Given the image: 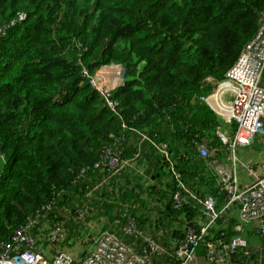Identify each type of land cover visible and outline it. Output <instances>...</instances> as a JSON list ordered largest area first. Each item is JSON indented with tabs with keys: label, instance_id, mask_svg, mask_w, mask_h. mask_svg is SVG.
<instances>
[{
	"label": "trees",
	"instance_id": "1",
	"mask_svg": "<svg viewBox=\"0 0 264 264\" xmlns=\"http://www.w3.org/2000/svg\"><path fill=\"white\" fill-rule=\"evenodd\" d=\"M19 11L26 20L0 38V155L10 157L0 178V244L54 202L50 217L79 203L107 208L111 224L116 214L141 225L161 215L169 246L202 217L193 199L174 207L178 181L213 195L222 211L199 257L208 241L243 234L233 215L241 204L225 208L228 192L207 163L229 151L218 127L232 135L236 124L201 98L216 92L257 34L264 0H0V28ZM112 63L125 69L111 93L117 112L90 81ZM204 140L208 158L198 151ZM136 153L119 172L100 165L108 154ZM170 253L153 264H171ZM253 253L238 248L229 264H250Z\"/></svg>",
	"mask_w": 264,
	"mask_h": 264
},
{
	"label": "built area",
	"instance_id": "2",
	"mask_svg": "<svg viewBox=\"0 0 264 264\" xmlns=\"http://www.w3.org/2000/svg\"><path fill=\"white\" fill-rule=\"evenodd\" d=\"M23 16L19 13L18 19ZM263 75L264 15L261 17L257 34L245 46L235 65L225 74L216 92L202 96L201 99L209 103L219 116H223L226 123L236 124L232 135L222 127L217 129L221 141L230 149V161L222 156H214L213 159L207 160L208 166L219 177L221 186L228 192L225 208H229L231 203H240L241 223L249 225L256 221V233L264 237V175H256L252 184L240 187L239 163L236 157V151L248 145L252 137L264 129ZM90 81L100 91L110 110L117 112L118 104L111 98V88L105 83L99 84L95 77ZM226 94L232 95V100H226ZM142 137L143 140L147 139L145 135ZM157 147L166 153L164 145ZM198 151L204 158L211 156L205 140L198 146ZM138 157L139 154L136 153L134 157L122 160L116 154H108L100 165L106 164L116 173L124 167L131 166ZM240 166L249 168L245 163H241ZM192 199L201 207L202 222L187 225L180 237L172 238L171 264H199L198 244L209 235L212 226L222 216L213 195L200 197L184 182L178 181V188L173 193L174 207L178 209ZM55 204L51 202L40 206L33 217L17 227L10 240L0 244V264H153L157 257L166 252L160 243L166 236L163 226L157 225L149 232L135 217L126 215L123 221L121 215L113 222L119 231L100 232L94 239L92 248L81 257H77L72 248L70 250L63 248L71 235L66 224L82 222L91 214L93 206L91 203H84L81 207L69 210L65 219L61 220L57 213H54V218L48 215L54 211ZM44 244L47 246L46 249L42 246ZM207 246L208 251L204 259L208 264H229L232 257L230 253L238 248H248L249 243L238 235L229 242L208 241Z\"/></svg>",
	"mask_w": 264,
	"mask_h": 264
},
{
	"label": "crops",
	"instance_id": "3",
	"mask_svg": "<svg viewBox=\"0 0 264 264\" xmlns=\"http://www.w3.org/2000/svg\"><path fill=\"white\" fill-rule=\"evenodd\" d=\"M116 67L117 69L122 68L121 65L119 64H117ZM100 70L97 72V77L101 72ZM110 84H112V81H110ZM220 118L225 122L223 117ZM222 157L225 158L227 161H230V152L228 151V153L223 155ZM236 157L239 163L238 175H239L240 187H246L252 184L256 178V175H264V129L263 131H260L257 134H255L248 145L239 148L236 151ZM241 163L248 164L249 168L240 166ZM233 215L236 216L237 219H239L238 211L234 212ZM159 216L161 215H155V213L152 214L151 216L149 215L145 216L146 222L143 224V227H145L147 231L152 232L156 225H161V222L158 221ZM102 218H105V222H103V224L100 225L101 223L100 220ZM102 218L96 220L91 219L89 222L84 223V227L82 229L83 238H81V255H84L88 250L92 248L93 246L92 240L94 242L95 235H97L100 232V231L98 232V230H100V227L102 230V229H108L111 226L110 223L111 218H109V216L107 218L105 216H102ZM201 222H202V218L198 220V223ZM172 223L176 225L178 224V221L174 220L172 221ZM162 225L165 226V224ZM241 225H245V224L241 223ZM256 226H257L256 221H253L251 224L244 226L242 228L243 234H241L240 236H242L244 239L248 241L249 250L254 251L253 253L254 259L250 264H264V249H263L264 242L261 236L256 233ZM168 236L169 235L162 238L160 240V243L165 249L171 251L172 248V245L170 246L171 242L169 243V246L165 244V240L167 239ZM82 241H86V242H82ZM65 249L70 250V248H68L67 246ZM256 251L258 253H256ZM47 257L50 258L51 255H47ZM198 263L208 264L207 261L204 259V257H199Z\"/></svg>",
	"mask_w": 264,
	"mask_h": 264
},
{
	"label": "rangeland",
	"instance_id": "4",
	"mask_svg": "<svg viewBox=\"0 0 264 264\" xmlns=\"http://www.w3.org/2000/svg\"><path fill=\"white\" fill-rule=\"evenodd\" d=\"M122 68L120 69H117L116 67V64H110L109 67H106L105 65L102 66L99 70L101 71L99 73V78L97 79V82L99 84L101 83H107V84H110V81H112V79H114V82L116 80H119L121 75L123 74V66H121ZM98 70V71H99ZM116 75V76H115ZM262 84L264 86V78L262 79ZM108 86V85H107ZM209 104V103H208ZM210 105V104H209ZM210 107L212 108V106L210 105ZM213 109V108H212ZM223 117V116H222ZM10 162V157L7 156V158L4 159V157L2 155H0V173H2L3 175L6 174L7 172V169H8V164ZM91 199L94 200L95 197L94 196H91ZM106 203H115V202H106ZM92 210L90 211V215L87 216L80 224L78 225H73V229L75 230L74 232L71 233L72 236H70L69 238V242L66 244V246H68V248H72L73 252L75 253V255H77V257H81V238L79 239H74L75 238V232H77V230H81L83 229L84 227V223H87L89 222L91 219H101L102 216L100 215H105V217L107 218L109 216L108 211H107V208H98L92 204ZM79 207H81V203H79ZM117 209H115V212L121 210L123 211V206H119V209L116 211ZM100 225L103 224V222H105V218H102L100 220ZM100 230H101V227H100ZM98 230V232L100 231ZM83 233V232H81ZM95 234V233H93ZM82 242H86V241H82Z\"/></svg>",
	"mask_w": 264,
	"mask_h": 264
},
{
	"label": "clouds",
	"instance_id": "5",
	"mask_svg": "<svg viewBox=\"0 0 264 264\" xmlns=\"http://www.w3.org/2000/svg\"><path fill=\"white\" fill-rule=\"evenodd\" d=\"M19 13H22L24 16H23V18H21V19H18V14ZM27 13L25 12V11H19L18 13H17V15L14 17V18H12L9 22H7V23H5L1 28H0V30H2V31H0V38L1 37H4V36H6V35H8V33L14 28V27H16L17 25H19V24H21V23H23L25 20H26V18H27ZM13 22V23H12ZM3 33H5V34H3ZM117 65V64H116ZM120 65V64H119ZM106 67H109L110 66V64H108V65H105ZM122 66V65H121ZM123 74L121 75V77H120V79L119 80H116L115 82H114V79H112V84H106V85H108V87H110L111 88V93H112V91H113V89L115 88V87H117V86H119V85H121V84H123L124 83V72H125V69H124V67H123ZM98 72V71H97ZM97 72H96V74L93 76V77H95L96 79H98L99 78V76L97 77ZM264 76V75H263ZM92 78V77H91ZM90 78V79H91ZM263 79V78H262ZM93 85V84H92ZM94 86V85H93ZM95 87V86H94ZM96 88V87H95ZM97 89V88H96ZM98 90V89H97ZM99 91V90H98ZM99 93H100V91H99ZM101 94V93H100ZM102 96V95H101ZM207 103V102H206ZM208 104V103H207ZM209 105V104H208ZM210 106V105H209ZM214 110V109H213ZM215 111V110H214ZM216 112V111H215ZM216 114H217V112H216ZM218 115V114H217ZM221 117V116H220ZM222 129H223V127H222ZM235 129V128H234ZM225 130V129H224ZM229 151H230V149H229ZM3 157H4V159L5 158H7L5 155H2ZM3 174L2 173H0V178H1V176H2ZM84 203H82L81 205H83ZM78 207V206H77ZM75 208V207H74ZM74 208H72V209H74ZM56 213V212H55ZM57 215H58V218L59 219H61V220H64L65 219V216H60L58 213H57ZM100 216H105V215H100ZM62 217V218H61ZM116 217H118L117 216V214H116V216L114 217V218H116ZM51 218H54L53 216L51 217ZM113 222H114V220H113ZM81 223V222H80ZM80 223H78V224H80ZM78 224H73V223H67L66 224V227H67V229L69 230V233H72V232H74L75 230L72 228L73 227V225H78ZM111 225H113L114 226V224L112 223ZM143 226V225H142ZM157 226V225H156ZM155 226V227H156ZM161 226H163V225H161ZM164 227V229H165V231H166V236L168 235V233H170V230L168 229V228H165V226H163ZM145 228V227H144ZM114 230H116V231H119V229L117 228L116 229V227L114 226ZM102 231H113L112 229H111V227H109L108 229H102V230H100V232H102ZM82 231L79 229V230H77V232H75V238L74 239H79V238H83V233H81ZM99 232V233H100ZM98 233V234H99ZM97 234V235H98ZM182 234V233H181ZM180 234V235H181ZM73 235V234H72ZM72 235H70V236H72ZM97 235H95V238H96V236ZM165 236V237H166ZM261 236V235H260ZM173 237H175V236H172L171 238H170V242H171V245L173 244V241H172V238ZM261 237H263V236H261ZM70 238V237H69ZM68 242H69V240H68ZM67 242V243H68ZM66 243V244H67ZM92 243H93V240H92ZM66 244H64L63 245V248L65 249L66 248ZM43 247H47L46 246V244H44V245H42ZM68 247V246H67ZM173 248H171V251H168L167 249H165L166 250V252H173V250H172ZM248 249H249V246H248ZM74 253V252H73ZM165 253V252H164ZM75 254V253H74ZM75 256H77V255H75ZM82 256V255H81ZM161 256V255H160ZM159 256V257H160ZM157 259H158V257L156 258V260L155 261H157Z\"/></svg>",
	"mask_w": 264,
	"mask_h": 264
},
{
	"label": "water",
	"instance_id": "6",
	"mask_svg": "<svg viewBox=\"0 0 264 264\" xmlns=\"http://www.w3.org/2000/svg\"><path fill=\"white\" fill-rule=\"evenodd\" d=\"M225 99L228 100V101L232 100V95L226 94L225 95Z\"/></svg>",
	"mask_w": 264,
	"mask_h": 264
}]
</instances>
